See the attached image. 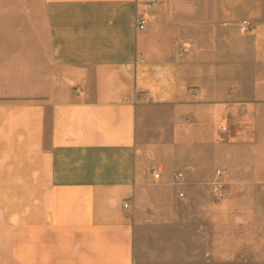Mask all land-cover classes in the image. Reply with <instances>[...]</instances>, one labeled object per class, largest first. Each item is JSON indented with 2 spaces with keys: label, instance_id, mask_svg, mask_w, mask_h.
<instances>
[{
  "label": "crops",
  "instance_id": "obj_1",
  "mask_svg": "<svg viewBox=\"0 0 264 264\" xmlns=\"http://www.w3.org/2000/svg\"><path fill=\"white\" fill-rule=\"evenodd\" d=\"M0 264H264V0H0Z\"/></svg>",
  "mask_w": 264,
  "mask_h": 264
},
{
  "label": "built area",
  "instance_id": "obj_2",
  "mask_svg": "<svg viewBox=\"0 0 264 264\" xmlns=\"http://www.w3.org/2000/svg\"><path fill=\"white\" fill-rule=\"evenodd\" d=\"M147 24H148V22H147L146 18H144L143 16H137V18H136V26H137V28L139 30L146 29ZM251 27H252V23L251 22L246 21V22L243 23L244 30H250ZM218 174L220 176L221 175V171H218ZM154 175H155L156 178L160 177L159 172H157L156 170H154ZM182 178H183V174L182 173H180V172L179 173H175L174 174V183L177 184V185L181 184ZM213 191H214V193L216 194L217 197H219V198L222 197V195H223V184H222L221 181L218 180V181H216L214 183ZM180 196L183 197L184 193L181 192ZM129 205L130 204L128 202L125 203V207L126 208H128Z\"/></svg>",
  "mask_w": 264,
  "mask_h": 264
}]
</instances>
